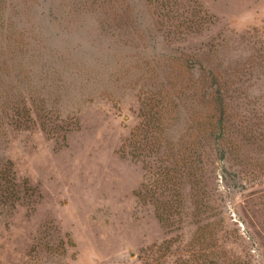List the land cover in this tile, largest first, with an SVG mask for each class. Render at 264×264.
<instances>
[{
	"label": "rangeland",
	"instance_id": "obj_1",
	"mask_svg": "<svg viewBox=\"0 0 264 264\" xmlns=\"http://www.w3.org/2000/svg\"><path fill=\"white\" fill-rule=\"evenodd\" d=\"M0 264H264V0H0Z\"/></svg>",
	"mask_w": 264,
	"mask_h": 264
},
{
	"label": "trees",
	"instance_id": "obj_2",
	"mask_svg": "<svg viewBox=\"0 0 264 264\" xmlns=\"http://www.w3.org/2000/svg\"><path fill=\"white\" fill-rule=\"evenodd\" d=\"M206 119V118H205ZM209 123H207V125H208ZM211 131L209 132L205 127H204V123H201L198 127H197V129H194V131L192 130V133H191V135H190V137L191 136H193L195 133H197V134H214V133H216V134H218V135H220V137H221V139L224 141V135H225V132L223 131V129H221V127H220V125L218 124V125H215L214 127H211ZM187 135H188V133H187ZM188 138H189V136H188ZM174 141V140H173ZM192 143V142H191ZM182 147L184 148V149H182ZM224 148V147H223ZM140 149V148H139ZM141 150L143 151L144 150V148L142 147L141 148ZM169 151L171 152V154H167V159H166V161H168V162H170V164L172 165V166H176L177 164H179V163H184V164H186V165H191L190 164V162H189V158L187 157V155L186 154H188V149H187V147L185 146V145H181V143L179 142H175L174 141V143H173V146L172 147H170V149H169ZM223 151H224V153H226V150L225 149H223ZM136 159H140L141 160V158L142 157H140V156H142L141 155V153H135V155H133ZM181 160V162H180V160ZM169 170L170 169H167L166 170V172H165V178H164V182L165 183H168V182H172L173 183V180L177 177L176 176V170H175V168H173V170H172V172L170 173L169 172ZM188 175H190L189 173H188ZM169 188V187H168ZM200 205H202L201 204V202H200ZM160 218H161V220L163 221V222H165L166 220H168V217L167 216H165V217H162L161 215H160ZM165 220V221H164Z\"/></svg>",
	"mask_w": 264,
	"mask_h": 264
}]
</instances>
